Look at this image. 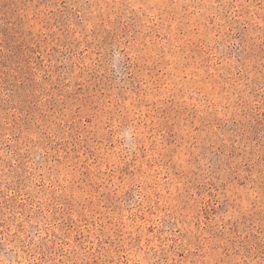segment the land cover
<instances>
[{
	"label": "rangeland",
	"instance_id": "1",
	"mask_svg": "<svg viewBox=\"0 0 264 264\" xmlns=\"http://www.w3.org/2000/svg\"><path fill=\"white\" fill-rule=\"evenodd\" d=\"M0 264H264V0H0Z\"/></svg>",
	"mask_w": 264,
	"mask_h": 264
}]
</instances>
